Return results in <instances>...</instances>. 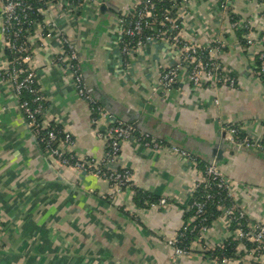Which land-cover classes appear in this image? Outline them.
Here are the masks:
<instances>
[{
  "label": "crops",
  "instance_id": "1",
  "mask_svg": "<svg viewBox=\"0 0 264 264\" xmlns=\"http://www.w3.org/2000/svg\"><path fill=\"white\" fill-rule=\"evenodd\" d=\"M107 1V11L99 9V15L73 24L70 31L80 43L84 72L100 95L94 96L108 100L115 117L134 119L142 129L207 162L217 161L216 151L222 149L218 161L222 171L239 183L240 203L264 218V151L234 146L222 130L224 122L232 121L264 139V87L244 66L246 53L234 48L225 57L239 79V90L223 86L213 91L182 81L164 92L159 80L167 63L161 49L131 55L126 67L115 47V16L133 0ZM236 7L237 14L264 34L260 0H238ZM203 12L209 16L207 9ZM189 19L191 26H198L199 19ZM241 33L234 31L229 38L235 43ZM200 39L206 42L204 35ZM59 48L54 41L38 62L48 113L75 134L77 153L101 158L106 142L98 131L105 120L92 122L72 78L52 63L51 53ZM6 58L0 50L1 70L7 69ZM35 140L0 72V264H223L205 258L198 249L180 262L172 260L168 241L184 222L192 223L187 196L198 169L189 160L168 149L122 143L118 166L131 171L135 186L171 199L164 208L144 207L129 188L108 198L112 190L106 179L59 165ZM249 188L252 197L247 195ZM229 237L217 220L201 240L214 246Z\"/></svg>",
  "mask_w": 264,
  "mask_h": 264
},
{
  "label": "built area",
  "instance_id": "2",
  "mask_svg": "<svg viewBox=\"0 0 264 264\" xmlns=\"http://www.w3.org/2000/svg\"><path fill=\"white\" fill-rule=\"evenodd\" d=\"M237 2L133 0L115 16V47L126 67L131 55L143 56L149 48L161 49L167 63L161 67L159 80L164 92L173 91L182 81L213 91L223 86L239 90V79L225 60L234 48L246 53L242 58L244 66L264 87V34L254 30L251 20L237 14ZM102 3L103 0H0V50L5 52L8 63L6 70L0 69L1 77L11 85L17 108L25 115L39 147L59 165L106 179L112 190L110 199L125 188L135 194L141 190L133 183L131 171L118 166L122 143L135 141L154 150L168 149L198 169L197 179L187 196L192 223L184 222L175 237L168 241L173 263L198 249L205 258L223 264H264V218L256 217V213L240 203L242 194L236 180L229 178L215 160L201 166L193 152L115 117L91 92L80 59V43L70 31L73 24L99 15L97 11L101 10ZM260 4L264 7V0H260ZM204 9L208 17L203 16ZM193 17L199 19L198 26H191L189 18ZM262 29L264 31V19ZM234 31L242 32L235 43L229 38ZM202 35L206 42L200 39ZM54 41L60 48L52 51V63L62 66L65 76L72 78L79 97L90 109L92 122L99 124L105 120L104 129L98 131L106 142L101 158L77 153L75 134L48 113V99L39 84L37 69L43 51L52 48ZM215 102L220 103L218 98ZM222 130L230 144L264 151V139L253 137L241 125L226 121ZM247 195L252 197V188ZM145 203L164 208L171 199L160 197ZM212 206L221 212L218 221L230 233L223 243L214 246L201 240L209 229L208 212ZM232 240L238 243L235 256L213 254L214 249Z\"/></svg>",
  "mask_w": 264,
  "mask_h": 264
},
{
  "label": "trees",
  "instance_id": "3",
  "mask_svg": "<svg viewBox=\"0 0 264 264\" xmlns=\"http://www.w3.org/2000/svg\"><path fill=\"white\" fill-rule=\"evenodd\" d=\"M198 158L201 161V166L205 163H210V162L203 160L199 156H198ZM221 170H222V168H221ZM159 198H160V196H157V195H154L151 193H147L143 190H140L139 193L136 194V200L141 204V206H144V207L148 206L145 203L146 200H150L151 202H153V201H157ZM189 215L191 216V212H189ZM208 215L209 216H208L207 224H208V227H212L214 222H216L219 219V217L221 216V212L216 207L212 206L209 209ZM237 245H238L237 241L232 240L231 243L225 242L223 247H217L216 249H214L213 254L217 255V256L226 255L228 257H233L237 253V248H238Z\"/></svg>",
  "mask_w": 264,
  "mask_h": 264
},
{
  "label": "water",
  "instance_id": "4",
  "mask_svg": "<svg viewBox=\"0 0 264 264\" xmlns=\"http://www.w3.org/2000/svg\"><path fill=\"white\" fill-rule=\"evenodd\" d=\"M108 7H109V4H108V1L107 0H103V3L101 4V11L102 12H105V11H107L108 10ZM86 75V74H85ZM86 78H87V81H88V84H89V88H90V90H91V92L93 93V95H95L96 97H100V95H98L97 93H96V91H95V89L92 87V85H91V82H90V80H89V78L87 77V75H86ZM101 102H102V104L105 106V107H107V109H110V110H112V108H111V106H110V104H109V102H108V100H101ZM123 121H125V122H132V123H135V120L134 119H122ZM135 124H138V122L137 123H135ZM139 125V124H138ZM144 129V128H143ZM145 131H147L146 129H144ZM147 132H149V131H147ZM151 135H153V136H155L156 138H159V139H162V138H160V137H158V136H156V135H154L153 133H151V132H149ZM34 135V134H33ZM35 137V136H34ZM36 141V143H37V140H35ZM37 145H38V147H39V144L37 143ZM184 149V148H183ZM186 150V149H185ZM222 149H220V150H217L216 151V154H217V165L220 167V162L218 161L219 159H221V156H222ZM220 169H221V167H220Z\"/></svg>",
  "mask_w": 264,
  "mask_h": 264
}]
</instances>
